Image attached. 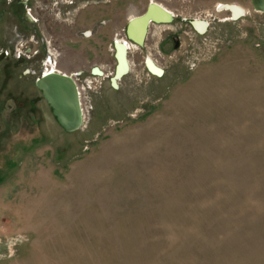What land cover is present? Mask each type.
I'll return each mask as SVG.
<instances>
[{
  "label": "rangeland",
  "instance_id": "rangeland-1",
  "mask_svg": "<svg viewBox=\"0 0 264 264\" xmlns=\"http://www.w3.org/2000/svg\"><path fill=\"white\" fill-rule=\"evenodd\" d=\"M150 2L172 19L131 43ZM50 68L77 85L76 131L34 84ZM0 264H264V11L0 0Z\"/></svg>",
  "mask_w": 264,
  "mask_h": 264
},
{
  "label": "water",
  "instance_id": "water-1",
  "mask_svg": "<svg viewBox=\"0 0 264 264\" xmlns=\"http://www.w3.org/2000/svg\"><path fill=\"white\" fill-rule=\"evenodd\" d=\"M171 19V14L155 5L149 4L141 15L134 16L128 20L125 27V37L129 42L141 46L149 23H164ZM191 24L196 28L194 21ZM135 28L138 29L137 34L133 33ZM114 46L116 48L115 58L117 63L110 80L116 86V80L127 73L129 66L127 61L128 46L116 41ZM94 72L99 73L97 69ZM154 72L160 73V70L154 69ZM35 85L49 106L55 121L65 132L76 131L82 126L84 119L79 90L71 75L58 70L50 71L40 75L36 79Z\"/></svg>",
  "mask_w": 264,
  "mask_h": 264
},
{
  "label": "bare ground",
  "instance_id": "bare-ground-1",
  "mask_svg": "<svg viewBox=\"0 0 264 264\" xmlns=\"http://www.w3.org/2000/svg\"><path fill=\"white\" fill-rule=\"evenodd\" d=\"M252 5L253 7L258 10V11H264V0H252ZM158 8L160 9H163L159 6H157ZM164 11H166L165 9H163ZM234 10H236L235 12V15H237L238 13H241V8H235ZM167 12V11H166ZM169 13V12H168ZM170 14V13H169ZM234 15V16H235ZM133 18V17H132ZM131 19V18H130ZM195 22V27L197 28V30L202 33V31L204 30L206 24H203L202 22H199V21H194ZM138 32V29L136 31V28L133 30V33L134 34H137ZM117 41V40H116ZM118 43V42H117ZM120 43H123L125 44V42H120ZM125 46H128L127 44H125ZM148 62V68L153 72V73H157V72H154V69L156 70H159L158 68H156L157 66L155 65V63H153L152 61H147Z\"/></svg>",
  "mask_w": 264,
  "mask_h": 264
},
{
  "label": "flooded vegetation",
  "instance_id": "flooded-vegetation-1",
  "mask_svg": "<svg viewBox=\"0 0 264 264\" xmlns=\"http://www.w3.org/2000/svg\"><path fill=\"white\" fill-rule=\"evenodd\" d=\"M149 4H152V5H155V6H159V7H161V8H163V9H165L167 12H169L164 6H162V5H160V4H158V3H156V2H150ZM149 4L147 5V7L149 6ZM253 6V5H252ZM147 7H146V9H147ZM220 7L222 8L223 6H221V5H219V9H220ZM230 9V11H231V14L234 16L235 15V12H236V10H234L235 9V7H230L229 8ZM241 11H242V9H241ZM170 13V12H169ZM171 14V13H170ZM238 14H240V13H238ZM238 14L237 15H235L234 17H236V16H238ZM195 21H199V22H204L203 20H200V19H195ZM203 24H205V22L203 23ZM149 26V25H148ZM197 29V28H196ZM205 29V28H204ZM136 31H137V28H136ZM148 31V30H147ZM198 31V30H197ZM204 31V30H203ZM202 31V32H203ZM199 32V31H198ZM89 34L91 35V32H89ZM125 34V33H124ZM146 34H147V32H146ZM146 34H145V38H146ZM145 38H144V40H145ZM117 41L116 42H125V44H127L128 46H129V44L126 42V41H124V40H118V39H116ZM112 46H113V50H114V58H115V53H116V48H115V46H114V43L112 44ZM142 46V45H141ZM115 60H116V58H115ZM148 61H152L150 58H148L147 59ZM116 63H117V60H116ZM115 66H116V64H115ZM115 66H114V70H115ZM95 69H97V68H95ZM95 69H93V72H94V70ZM50 71H56V69H54V68H50V69H47L44 73H47V72H50ZM43 74V73H42ZM41 74V75H42ZM71 75V74H70ZM35 84V83H34ZM36 86V85H35Z\"/></svg>",
  "mask_w": 264,
  "mask_h": 264
}]
</instances>
